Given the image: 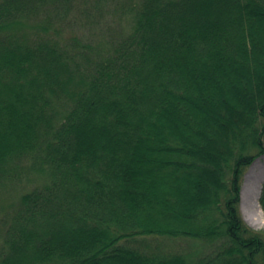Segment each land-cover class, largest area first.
<instances>
[{
  "label": "trees",
  "instance_id": "obj_1",
  "mask_svg": "<svg viewBox=\"0 0 264 264\" xmlns=\"http://www.w3.org/2000/svg\"><path fill=\"white\" fill-rule=\"evenodd\" d=\"M263 153L264 0H0V264H264Z\"/></svg>",
  "mask_w": 264,
  "mask_h": 264
},
{
  "label": "rangeland",
  "instance_id": "obj_2",
  "mask_svg": "<svg viewBox=\"0 0 264 264\" xmlns=\"http://www.w3.org/2000/svg\"><path fill=\"white\" fill-rule=\"evenodd\" d=\"M124 25H125V23L123 22V25L121 27H123ZM246 173H248L247 187L251 188V192L249 194L250 204L252 205L253 209L256 211V217H255L256 225L255 226H252L249 223H247L245 221V219L243 218L242 213H241L240 191H241V188L243 186L244 177H245ZM263 181H264V153L257 156L249 164V166L246 168V170L244 171V174H243L242 180H241V184H240L239 202H238V209H239V212H240L243 220L248 225H250L252 228H254L256 230H262V231H264V210L262 209V207L260 205L259 198H260L261 187H262ZM15 189L16 188H14L11 192H9V193L5 194L3 197H1L0 198V204L3 203L4 206H6L8 203L12 202V205L14 203V206H15L17 204V201H18L17 193H18V190H20V189H18L15 192ZM6 201H11V202H6ZM7 209L10 210L11 207H8ZM196 245L198 247H200V249H202L201 244L196 243Z\"/></svg>",
  "mask_w": 264,
  "mask_h": 264
},
{
  "label": "bare ground",
  "instance_id": "obj_3",
  "mask_svg": "<svg viewBox=\"0 0 264 264\" xmlns=\"http://www.w3.org/2000/svg\"><path fill=\"white\" fill-rule=\"evenodd\" d=\"M247 181H248V173L245 174L244 183L240 191L241 213L247 223H249L252 226H255L256 211L253 209L252 205L250 204L249 194L251 192V188L247 187Z\"/></svg>",
  "mask_w": 264,
  "mask_h": 264
}]
</instances>
